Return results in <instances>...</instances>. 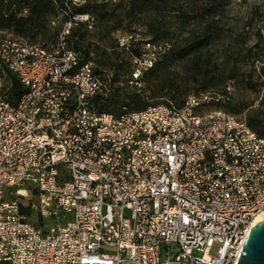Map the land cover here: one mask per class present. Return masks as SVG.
<instances>
[{
  "label": "built area",
  "instance_id": "1",
  "mask_svg": "<svg viewBox=\"0 0 264 264\" xmlns=\"http://www.w3.org/2000/svg\"><path fill=\"white\" fill-rule=\"evenodd\" d=\"M68 9L50 47L0 31V67L26 89L0 88V264H236L264 215V137L208 109L233 88L101 112L106 82L68 39L94 19ZM116 40L136 84L172 46Z\"/></svg>",
  "mask_w": 264,
  "mask_h": 264
},
{
  "label": "rangeland",
  "instance_id": "2",
  "mask_svg": "<svg viewBox=\"0 0 264 264\" xmlns=\"http://www.w3.org/2000/svg\"><path fill=\"white\" fill-rule=\"evenodd\" d=\"M156 2L85 0L83 5L99 3L107 11V14L102 11L92 13L94 23L86 29L82 38L83 46L91 49L93 62L98 65L102 63L104 69L112 72L111 63L120 60L115 43V36L119 32L132 28L148 29L152 23H157L162 29V36L171 40L176 48H181L195 39L207 22L213 21L217 27L216 35L199 55L173 59L149 77V101L169 98L181 102L189 93L200 90L203 82L210 81L213 84L207 90L233 88L229 107L238 117L247 122L255 115L264 117V0H225L221 8L206 20L192 13L187 0L167 7L159 2L156 5ZM73 7L77 6H72L68 14ZM185 12L189 17L184 18ZM56 17L60 24L67 20L68 15L59 12ZM23 39L52 42V37L46 40L41 37ZM123 78H120L121 82ZM5 83L6 78L0 67V88ZM216 251L217 247H214L211 253L216 254ZM195 255L200 257L201 252H195Z\"/></svg>",
  "mask_w": 264,
  "mask_h": 264
},
{
  "label": "trees",
  "instance_id": "3",
  "mask_svg": "<svg viewBox=\"0 0 264 264\" xmlns=\"http://www.w3.org/2000/svg\"><path fill=\"white\" fill-rule=\"evenodd\" d=\"M157 1L167 7L170 5L175 6L176 4H181L185 0ZM187 1L191 6L190 8L192 13L196 14V17H202L203 20L208 19L207 17L214 14L217 9L219 10L225 2V0ZM158 2L155 4L157 5ZM65 9H68L66 7L65 0H0V30L11 31L15 36L21 38L31 37L36 39L41 37L42 39L46 40L49 37H52L51 44L45 41H34L35 43H41L44 47H50L56 43L61 29V24L64 22L63 21L52 28V21L57 18L56 16L59 14V12L62 10L64 11ZM99 11H102L103 14H107V11L104 9L103 5H100L99 3H93L81 5L78 6V8L73 7V11H70V14H89L94 19L93 14H97ZM183 16L184 18L189 17L188 12L183 13ZM68 19L69 17L67 20ZM50 27L54 30L53 33L51 32ZM216 28V24L213 21L207 22L205 28L200 32V34H198L195 39H192V41L185 47L181 48H176L171 40L162 36V29L157 23H152L148 29H142L146 37H150L155 41H168L172 46L169 52H167L160 60H158L152 69H149L144 73L143 77L138 81V84L132 80L131 73L133 67L130 57L123 54L122 52H119L117 49L116 36L115 43L118 54L120 55V60L111 63L112 65L110 66L113 67L112 72L111 70L104 69L101 66L102 63H100V65L95 64L91 58V49L83 46L82 38L85 36V31L87 32V23L79 22L77 25H75L68 39L70 48L80 53L82 63L92 61L95 64L96 73L100 75L101 78L106 82L108 89L106 94L97 95L92 100V103H94L95 107L101 112L119 114L124 108L130 111H140L146 109L150 105L158 103L159 101H149L147 91V80L149 77L154 74L157 69L164 66L173 59L178 60L189 55H199L203 48H205L216 35ZM136 29L138 28H132L124 32H131ZM1 72L6 78V83L1 88L2 90L7 91L11 101L15 102L26 91V89L21 83L19 77L15 73L11 72V70L4 71V69L1 68ZM122 76H124V78L121 82L120 78ZM212 84L213 82L210 81L203 82L200 90L191 92L189 94L212 91L207 90L208 86ZM226 89L218 92L226 93ZM187 96L181 102L175 101V103L178 106H182ZM232 99L233 95H231L229 100L220 101L210 105L208 109L222 107L236 116L237 114H235V112L229 107ZM233 109L236 111L235 108ZM247 123L252 128V130H255L259 135L264 137V117L255 115V117H250Z\"/></svg>",
  "mask_w": 264,
  "mask_h": 264
},
{
  "label": "water",
  "instance_id": "4",
  "mask_svg": "<svg viewBox=\"0 0 264 264\" xmlns=\"http://www.w3.org/2000/svg\"><path fill=\"white\" fill-rule=\"evenodd\" d=\"M236 264H264V220L257 222L248 233Z\"/></svg>",
  "mask_w": 264,
  "mask_h": 264
},
{
  "label": "bare ground",
  "instance_id": "5",
  "mask_svg": "<svg viewBox=\"0 0 264 264\" xmlns=\"http://www.w3.org/2000/svg\"><path fill=\"white\" fill-rule=\"evenodd\" d=\"M262 219H264V215H262L261 217H259V218L257 219V221H261Z\"/></svg>",
  "mask_w": 264,
  "mask_h": 264
}]
</instances>
